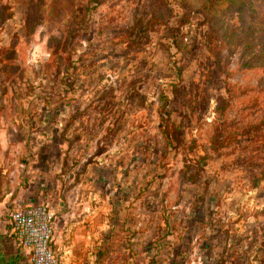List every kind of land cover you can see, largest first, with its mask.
<instances>
[{
  "label": "rangeland",
  "instance_id": "obj_1",
  "mask_svg": "<svg viewBox=\"0 0 264 264\" xmlns=\"http://www.w3.org/2000/svg\"><path fill=\"white\" fill-rule=\"evenodd\" d=\"M201 1L0 0V187L81 193V264H264V0Z\"/></svg>",
  "mask_w": 264,
  "mask_h": 264
},
{
  "label": "crops",
  "instance_id": "obj_2",
  "mask_svg": "<svg viewBox=\"0 0 264 264\" xmlns=\"http://www.w3.org/2000/svg\"><path fill=\"white\" fill-rule=\"evenodd\" d=\"M26 173L29 179L24 180L22 184L16 179L4 178V181L9 182V188H6V182L0 187V264H30L28 255L18 247L6 217L7 210L18 204L46 203L53 209L55 222L52 248L60 264H81L85 255L89 257V251L93 246L95 249L112 248L114 245L112 232L105 230L104 220L99 221L97 227H94L92 218L88 215L87 219H82L85 224L84 222L81 224V193H74L72 200L68 199V194L62 195L58 190L59 182H54V179H49L52 181V185H49L55 189L51 192L45 191L44 179H40L38 185L39 179L36 177L39 174L35 169L29 167ZM42 175L41 178L46 176L45 173ZM102 215L104 218L105 215L102 213L99 216ZM132 256L133 253L130 258L134 259Z\"/></svg>",
  "mask_w": 264,
  "mask_h": 264
},
{
  "label": "built area",
  "instance_id": "obj_3",
  "mask_svg": "<svg viewBox=\"0 0 264 264\" xmlns=\"http://www.w3.org/2000/svg\"><path fill=\"white\" fill-rule=\"evenodd\" d=\"M17 245L30 264H60L52 248L55 212L46 203L18 204L6 212Z\"/></svg>",
  "mask_w": 264,
  "mask_h": 264
},
{
  "label": "trees",
  "instance_id": "obj_4",
  "mask_svg": "<svg viewBox=\"0 0 264 264\" xmlns=\"http://www.w3.org/2000/svg\"><path fill=\"white\" fill-rule=\"evenodd\" d=\"M92 5H97L99 0H89ZM224 0H202L201 5L204 12H210L215 8L220 2Z\"/></svg>",
  "mask_w": 264,
  "mask_h": 264
}]
</instances>
